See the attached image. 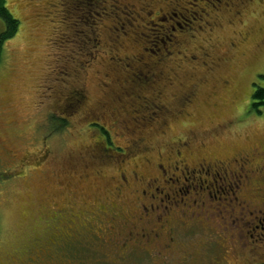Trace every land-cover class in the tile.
<instances>
[{
  "label": "rangeland",
  "instance_id": "374dc122",
  "mask_svg": "<svg viewBox=\"0 0 264 264\" xmlns=\"http://www.w3.org/2000/svg\"><path fill=\"white\" fill-rule=\"evenodd\" d=\"M93 1L6 0L19 25L15 35L3 43L0 59V264H68L73 256L80 260L78 264H114L109 249L93 246L92 241L69 244L70 249L52 243L54 232L59 233V214L52 212L53 208L67 211L63 201L72 198L79 214H88L93 210L90 202L98 194L96 186L107 184L106 175L115 169V158L122 157H110L107 168L98 161L100 153L124 151L128 156L138 152L131 155L127 166H132L131 162L141 168V155L166 152L176 141L185 140L194 158L228 160L253 153L256 165L264 159V110L256 114L250 107L255 86H264V77L260 76L264 75V0H248L232 11L221 9L216 16L211 12L208 25L198 20L202 13L198 6L205 3L187 0L186 7L195 3L191 10L198 14L192 19L186 12L176 13L175 20L182 27L176 26L173 34L184 39L181 46L169 41L164 45L153 43L163 38L155 14L143 21L134 19L138 24L132 23L135 35L128 31L120 34L128 25L118 27L122 24H117L116 16L124 14L122 7L113 5L112 0ZM154 3L155 8L162 6ZM128 14L131 21L135 13ZM173 21L169 22L175 25ZM113 25L118 27L117 32ZM113 37L123 43L117 50L121 56L140 51L143 60L151 62L150 58L164 54L163 47L172 51L171 57L149 70L183 82L160 83L161 89L165 83L170 101L163 104L171 111L179 106L170 96L197 82L195 98L184 113H163L165 127H161V121L136 127L134 121L143 112L138 102H129L121 107L127 111L120 112L127 121L112 124L116 115H109L98 101L104 96L98 70L104 72V64L114 54ZM201 45L211 55L225 54L227 59L210 72L192 68L183 54L198 53ZM192 72L196 75L190 82ZM226 79L229 86L222 83ZM82 94L85 102L75 104L78 102L74 99ZM99 124L109 129L108 137H101ZM138 137H142L139 147L134 145ZM17 163L20 172L12 173ZM99 169L102 176L95 173ZM7 173L11 175L4 177ZM208 201L209 209L185 218V223L175 228L178 242L185 239L188 251L193 253L189 264H249L244 261L247 254L243 250L252 248V237L247 236L250 232L237 236V220L214 209L216 198L209 197ZM123 208L127 210L128 205ZM61 233L66 237L64 231ZM180 254L178 251L173 260L168 257L166 264H178ZM128 258V262L119 264H137L138 258Z\"/></svg>",
  "mask_w": 264,
  "mask_h": 264
},
{
  "label": "flooded vegetation",
  "instance_id": "af4514ba",
  "mask_svg": "<svg viewBox=\"0 0 264 264\" xmlns=\"http://www.w3.org/2000/svg\"><path fill=\"white\" fill-rule=\"evenodd\" d=\"M97 1H93V4H96ZM107 1H113V5L123 9L122 19L119 18L121 16H116L117 24H122L118 25L122 29L124 23L128 25L127 30L124 27L125 31L120 34H125L128 31L135 35L136 32L131 30L132 23H135L134 19L143 21L155 14V18L161 22L158 30L163 38L153 40V43L160 42L163 45L169 41L175 46H181L184 41V39H177L173 34L176 26L182 27V24L175 20L176 13L186 12L192 19L194 15L198 14L191 10L192 6H196L195 3L192 2L186 7L185 4L189 3L187 0H122V5L118 4L119 0ZM155 1L161 3L162 6L155 8ZM193 1L205 3L204 7L198 6L200 12L202 11L198 15V20H203L208 25L213 17L211 12L216 16L221 9L232 11L231 9L243 5L248 0ZM209 5L210 8L207 10ZM177 9L178 12L175 11ZM124 10L136 14L131 15L133 16L131 21L127 19L130 14ZM171 20H174L173 22L177 25L171 24L169 22ZM185 21L186 18L182 23ZM135 24L138 26L137 23ZM114 27L116 31L118 27L113 25ZM139 35L137 36L139 37ZM189 36L192 34L189 33ZM113 39L111 51L114 54L104 64V72L98 70L101 71L100 79L104 92V96L101 95L98 101L101 106L107 108L109 115H116L112 124L127 121L120 115L122 110L127 111L126 108L121 109L123 104L125 107V103L138 102L137 104L143 112V115H139V118L134 121L136 127L144 128L159 121L162 123L161 127H165V120L161 119L163 113L168 112L169 116H178L184 113L186 106L195 98L197 82H192L191 86L181 91L179 95L170 96L169 99L172 100V103H177L179 106L171 111L163 104L170 101L168 102L169 95L165 91V83L163 89L160 88V83L165 80L168 81V85H183V82L176 78H165L161 72L156 73V71L150 72L149 70L154 65L161 64L164 61L163 58L171 57L172 51L166 49L167 46H165L163 47L164 54L161 53L155 59L150 58L151 62H147L143 60L145 56L141 55L140 51L131 55H119L117 50L123 43L119 42L117 37H113ZM230 45L234 46L235 42L231 41ZM143 49H148L153 55L155 54L152 48L145 47ZM199 50L198 53L190 55L184 53L183 58L192 65V68L200 69L202 73L203 71H213L227 59L225 54L222 56L211 55L210 51L205 50L202 45ZM180 62L182 63L181 60ZM113 73L114 77H111ZM195 75L196 73L192 72L188 81L191 82ZM222 83L224 86H229L227 79ZM74 100L78 102L75 104L79 105L80 102H85V96L82 94ZM145 111L146 114H144ZM100 130L102 138L108 137L110 132L107 127L99 124ZM141 138L135 139L134 145L137 144L139 147ZM191 152L188 141L178 140L166 152L157 151L153 156L141 155V168L131 162L129 164L132 166H127L131 155H136L138 152L128 156L124 154V151L100 153L101 157L98 161L101 162L100 164L104 163L103 165L107 168L110 157L119 155L122 157L115 158L116 167L106 175L107 184L96 186L98 194L95 196L96 199L90 202L93 210L91 209L88 214L85 216L79 214L78 206L72 201V198H68L65 202L62 200L67 206V211L53 208L52 212L59 214L57 216L59 217V227L56 229L59 233L54 232L55 238L52 239V243L63 244L70 249L72 248L71 244L80 243L83 239L92 241L93 246L101 245L109 249L114 264L128 262V257L138 258L137 264L143 262L166 264L169 259L173 260V256L178 251L181 252L178 264H189L193 253L188 251L185 239L178 242L175 228L178 224H184L185 218H193L194 215L209 209V197H214L217 204L214 209L219 210L222 215L229 214L233 221L237 220V236L241 235L240 232H250L247 236L252 237L249 240L252 243V248L243 250V254H247L244 261L249 264H264V159L256 165L252 162L253 153H245L239 157L225 160L207 157L194 158ZM23 164L27 163L23 162ZM13 166L15 171L12 173L20 172L18 163ZM95 173L98 176L103 175L100 169ZM9 175L11 173L5 174L4 177ZM253 175L257 176L258 180ZM125 204L129 209L123 208ZM210 206L213 204L210 203ZM79 215L82 217L79 218ZM62 231L65 232L66 237L61 233ZM60 239L64 241L60 242ZM246 243L244 241L242 244L246 245ZM168 257L169 259H167ZM79 261L77 257L73 256L71 260H68V264H78ZM223 264L228 263L224 262Z\"/></svg>",
  "mask_w": 264,
  "mask_h": 264
},
{
  "label": "trees",
  "instance_id": "16d2710c",
  "mask_svg": "<svg viewBox=\"0 0 264 264\" xmlns=\"http://www.w3.org/2000/svg\"><path fill=\"white\" fill-rule=\"evenodd\" d=\"M5 3L6 0H0V19L3 22V29L0 31V59L3 43L15 35L19 25V20L12 15ZM260 76L264 77L263 74ZM250 98L251 109L256 114H261L263 112L262 110H264V86H256L252 91Z\"/></svg>",
  "mask_w": 264,
  "mask_h": 264
}]
</instances>
